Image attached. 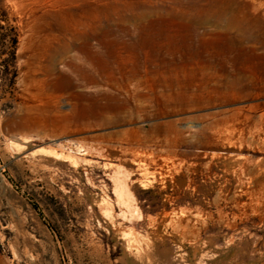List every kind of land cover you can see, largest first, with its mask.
Returning a JSON list of instances; mask_svg holds the SVG:
<instances>
[{
	"label": "rangeland",
	"instance_id": "1",
	"mask_svg": "<svg viewBox=\"0 0 264 264\" xmlns=\"http://www.w3.org/2000/svg\"><path fill=\"white\" fill-rule=\"evenodd\" d=\"M48 28L100 39L101 102L141 110L37 128ZM0 264H264V0H0Z\"/></svg>",
	"mask_w": 264,
	"mask_h": 264
},
{
	"label": "bare ground",
	"instance_id": "2",
	"mask_svg": "<svg viewBox=\"0 0 264 264\" xmlns=\"http://www.w3.org/2000/svg\"><path fill=\"white\" fill-rule=\"evenodd\" d=\"M77 39L81 41L77 43ZM93 39L92 36L76 37L67 30L65 33L59 31V28H48L28 37L26 72L23 78L28 86L33 88L34 97L38 102L39 115L34 122L37 128L44 127L45 130L58 134L74 133L106 122L97 120L103 109H112L115 113L124 107L133 113L141 110L139 104H133L117 94L109 96L114 103L103 100L101 102L100 89L111 83L112 75L110 72L103 73L97 65L100 39ZM24 46V39H21L19 48ZM72 49L79 51L81 55L69 54ZM57 61L65 62L69 71L59 69L56 66ZM84 86L91 87L92 91L83 92L81 88ZM62 99L71 103L68 111L60 110ZM45 112L53 113L50 119L44 116Z\"/></svg>",
	"mask_w": 264,
	"mask_h": 264
},
{
	"label": "trees",
	"instance_id": "3",
	"mask_svg": "<svg viewBox=\"0 0 264 264\" xmlns=\"http://www.w3.org/2000/svg\"><path fill=\"white\" fill-rule=\"evenodd\" d=\"M11 40H12V44L14 45L16 41L15 37L13 36ZM11 55L13 56V51H11Z\"/></svg>",
	"mask_w": 264,
	"mask_h": 264
}]
</instances>
